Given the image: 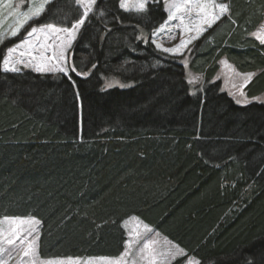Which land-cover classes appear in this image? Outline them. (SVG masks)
Returning a JSON list of instances; mask_svg holds the SVG:
<instances>
[{
    "label": "trees",
    "instance_id": "1",
    "mask_svg": "<svg viewBox=\"0 0 264 264\" xmlns=\"http://www.w3.org/2000/svg\"><path fill=\"white\" fill-rule=\"evenodd\" d=\"M74 1L34 25L69 28ZM119 2L95 0L68 77L0 69V220H37L43 260L117 258L137 218L171 264H264V0H224L186 64L150 42L160 0Z\"/></svg>",
    "mask_w": 264,
    "mask_h": 264
},
{
    "label": "rangeland",
    "instance_id": "2",
    "mask_svg": "<svg viewBox=\"0 0 264 264\" xmlns=\"http://www.w3.org/2000/svg\"><path fill=\"white\" fill-rule=\"evenodd\" d=\"M53 0H0V47L23 36L4 50L0 69L4 73L23 70L40 75L68 77V52L87 18L93 13L95 0H75L82 17L69 28L54 25H34L46 5ZM166 20L152 33L153 47L186 64L193 45L216 23L226 18L224 0H160ZM150 0H120L125 12L141 14ZM151 3V2H150ZM154 3V0L153 2ZM264 25V24H262ZM253 37L264 38V30H254ZM232 90L230 91V93ZM126 250L117 259L66 258L43 260L37 254L38 222L33 218H3L0 220V264H171L183 251L160 236L137 218L126 220ZM182 264H198L187 258Z\"/></svg>",
    "mask_w": 264,
    "mask_h": 264
},
{
    "label": "flooded vegetation",
    "instance_id": "3",
    "mask_svg": "<svg viewBox=\"0 0 264 264\" xmlns=\"http://www.w3.org/2000/svg\"><path fill=\"white\" fill-rule=\"evenodd\" d=\"M263 26V25H262ZM260 41H263V39L262 40H260Z\"/></svg>",
    "mask_w": 264,
    "mask_h": 264
}]
</instances>
